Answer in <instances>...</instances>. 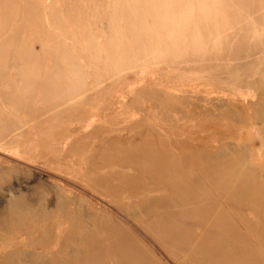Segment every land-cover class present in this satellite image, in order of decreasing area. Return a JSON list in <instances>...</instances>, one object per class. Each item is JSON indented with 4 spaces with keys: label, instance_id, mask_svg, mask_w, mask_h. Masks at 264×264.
I'll return each instance as SVG.
<instances>
[{
    "label": "rangeland",
    "instance_id": "rangeland-1",
    "mask_svg": "<svg viewBox=\"0 0 264 264\" xmlns=\"http://www.w3.org/2000/svg\"><path fill=\"white\" fill-rule=\"evenodd\" d=\"M16 249L264 264V0H0V264Z\"/></svg>",
    "mask_w": 264,
    "mask_h": 264
},
{
    "label": "bare ground",
    "instance_id": "bare-ground-1",
    "mask_svg": "<svg viewBox=\"0 0 264 264\" xmlns=\"http://www.w3.org/2000/svg\"><path fill=\"white\" fill-rule=\"evenodd\" d=\"M262 94V93H261ZM263 102V101H262ZM263 104V103H262ZM263 111V110H262ZM257 112V111H256ZM187 155V154H186ZM205 156V155H204ZM206 157V156H205ZM223 161V160H222ZM233 188H234V186H233ZM232 189V188H231ZM68 192V191H67ZM62 194V193H61ZM168 195V194H167ZM17 196V195H16ZM70 199V198H69ZM19 200H20V198H19ZM58 200V199H57ZM43 201V200H42ZM60 201V200H59ZM19 202V201H18ZM9 204V203H8ZM14 204H15V202H14ZM19 204L21 205V209H22V211L21 212H16V213H11L12 214V218H14V219H18V218H21V217H23L22 215H24V216H26V213L27 214H31L33 211H35V210H33V208L31 209L26 203H24V202H19ZM10 205H13V203L12 204H10ZM30 205V204H29ZM9 206V205H8ZM7 206V208H10V207H8ZM42 206H44V205H42ZM246 206V205H245ZM65 207V206H64ZM247 207V206H246ZM248 208V207H247ZM12 209V208H11ZM4 210H5V208H4ZM39 213V212H38ZM37 213V215H39ZM10 214V215H11ZM31 217V216H30ZM38 217V216H37ZM44 217V216H43ZM32 218V217H31ZM49 218V217H48ZM35 219H36V217H35ZM34 219V220H35ZM89 219V218H88ZM20 223V222H19ZM30 228L32 229L33 228V226H30ZM74 240V237H73V233H71V232H67V233H65V235H64V239H62V241H60L59 242V247H60V250L62 251V249L64 248V247H66V245L69 243V242H71L72 240ZM33 246H35V245H33ZM33 248V247H32ZM36 248V247H35ZM73 251L75 252V253H78L79 251H81V250H74L73 249ZM71 255H74V253H70ZM5 258V260L3 261V264H8V258H12V259H17V258H21V261H22V263L23 264H57L54 260L55 259H52V258H46L45 257V254H44V252H42V251H36V250H30V249H24L23 251H21V250H15L14 252H12V253H8V254H6L5 256H4ZM73 258V257H72ZM18 262V261H17Z\"/></svg>",
    "mask_w": 264,
    "mask_h": 264
}]
</instances>
